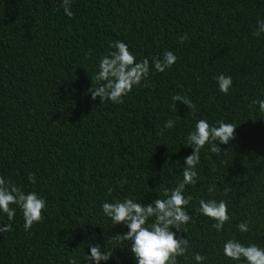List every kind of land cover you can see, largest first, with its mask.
<instances>
[{
	"label": "trees",
	"instance_id": "obj_1",
	"mask_svg": "<svg viewBox=\"0 0 264 264\" xmlns=\"http://www.w3.org/2000/svg\"><path fill=\"white\" fill-rule=\"evenodd\" d=\"M62 4L0 0V176L47 202L43 221L28 231L18 205L10 206L12 221L0 211V227L12 228L0 233V264H90L89 245L97 244L112 254L100 264H136L130 242L116 238L127 226L114 225L101 206L164 198L183 179L193 153L187 136L200 119L237 127L228 144L214 142L220 154L211 144L200 152L197 183L184 191L193 197L186 208L192 220L187 234L176 232L189 248L177 261L197 264L199 253L202 264H246L225 257L223 244L264 248V112L253 103L264 100V33L253 35L264 0H71V18ZM114 41L126 43L137 62L150 61L149 76L121 104L90 92ZM165 50L177 61L161 73L151 58ZM221 73L232 77L227 94L215 80ZM176 94L194 109L180 101L173 109ZM169 119L174 127L165 129ZM200 199L227 201L223 231L196 211ZM240 222H249L247 233Z\"/></svg>",
	"mask_w": 264,
	"mask_h": 264
},
{
	"label": "clouds",
	"instance_id": "obj_2",
	"mask_svg": "<svg viewBox=\"0 0 264 264\" xmlns=\"http://www.w3.org/2000/svg\"><path fill=\"white\" fill-rule=\"evenodd\" d=\"M63 10L65 15L72 17L71 0H63ZM264 33V21H257V29L253 32L255 37ZM188 34L185 33L179 37V42L184 43L188 40ZM109 48L112 49L104 55L99 61L98 73L92 77V80L98 82L99 86L91 89V98L95 100L100 98L101 103L111 101L114 104L123 103V97L127 96L134 86H141L149 76L150 61L144 58L141 62L136 61V57L129 50L126 43L122 41L110 42ZM177 61V56L172 52L165 50L162 57H152L151 65L158 72H164L171 68ZM219 90L227 94L233 81L231 76L223 73L215 77ZM102 82V83H100ZM146 86V85H144ZM173 109H176V102L180 101L190 109L195 105L187 96L179 94L171 97ZM259 105L260 111L264 112V100L253 101ZM175 121L169 119L165 122V129H172ZM217 125H210L205 119L196 122L194 130L187 136V144L193 148V153L185 158L182 176L183 179L173 189L165 188L163 190L164 198H157L146 206L132 198H125L122 202H105L102 204L103 213L109 217L114 225H126L128 231L124 234L116 235L121 242H130V251L134 255L136 264H178L177 257L185 256L189 248V240L183 236L177 238L176 232L182 230L187 234V227L192 216L186 211L187 206L193 200L191 195L185 196L184 191L187 185H195L198 179L196 166L200 162V152L206 144H211L209 151L214 154H220L219 144H228L235 138L236 125L234 123H225L223 120L217 121ZM31 183L36 182L35 174L28 177ZM127 183L126 180L119 184ZM215 185H209L208 192L214 193ZM114 189L109 188L108 192ZM230 189L225 188L223 195H227ZM18 205L23 214L24 229L28 231L34 223L43 221V211L47 202L36 192L25 193L23 189L16 185L12 180H5L0 176V211L7 215L9 221H12L16 215L15 209L11 205ZM196 211L203 216L214 221L212 227L217 231H223L224 225L230 221L226 200L200 199ZM150 218H154L151 224H148ZM237 228L242 233H247L249 222H240ZM172 229H175L174 232ZM10 225L0 227V233L10 232ZM90 255L86 256L90 264H100V261H108L112 257L111 252H102L101 247L89 245ZM223 254L228 259L246 261V264H264V248L256 244L245 245L236 239H229L223 244ZM205 256L197 253L195 260L197 264H202ZM69 264H77L75 259H69Z\"/></svg>",
	"mask_w": 264,
	"mask_h": 264
}]
</instances>
